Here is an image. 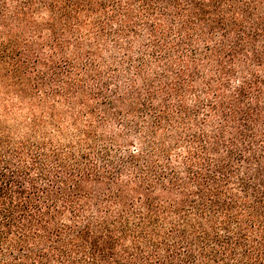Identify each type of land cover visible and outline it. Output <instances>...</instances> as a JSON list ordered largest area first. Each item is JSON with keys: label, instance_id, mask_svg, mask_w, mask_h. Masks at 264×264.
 <instances>
[{"label": "trees", "instance_id": "1", "mask_svg": "<svg viewBox=\"0 0 264 264\" xmlns=\"http://www.w3.org/2000/svg\"><path fill=\"white\" fill-rule=\"evenodd\" d=\"M0 264H264V0H0Z\"/></svg>", "mask_w": 264, "mask_h": 264}]
</instances>
